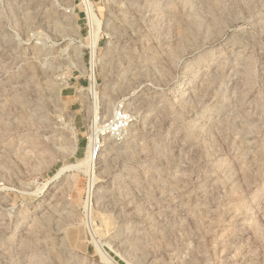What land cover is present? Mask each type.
I'll list each match as a JSON object with an SVG mask.
<instances>
[{
	"label": "rangeland",
	"instance_id": "rangeland-1",
	"mask_svg": "<svg viewBox=\"0 0 264 264\" xmlns=\"http://www.w3.org/2000/svg\"><path fill=\"white\" fill-rule=\"evenodd\" d=\"M120 100L132 122L94 155ZM102 248L264 264V0H0V264Z\"/></svg>",
	"mask_w": 264,
	"mask_h": 264
},
{
	"label": "built area",
	"instance_id": "built-area-1",
	"mask_svg": "<svg viewBox=\"0 0 264 264\" xmlns=\"http://www.w3.org/2000/svg\"><path fill=\"white\" fill-rule=\"evenodd\" d=\"M132 122V117L130 112L124 106L122 100L117 101L110 114L103 119H101L95 130H92V133H95L97 136L103 138V136H109L112 139L119 141L123 138V135L127 128ZM90 134V135H91ZM88 143L90 142V137L87 138ZM102 142L97 143L94 146V153L99 152L102 148Z\"/></svg>",
	"mask_w": 264,
	"mask_h": 264
},
{
	"label": "bare ground",
	"instance_id": "bare-ground-1",
	"mask_svg": "<svg viewBox=\"0 0 264 264\" xmlns=\"http://www.w3.org/2000/svg\"><path fill=\"white\" fill-rule=\"evenodd\" d=\"M87 12L89 14V18L90 19H93V15L91 13V9H90V6L87 5ZM91 67V66H90ZM91 70V69H90ZM89 78H90V87L92 89V92H94V86H95V78H94V74H93V71L91 70L90 74H89ZM94 94V93H92ZM93 109H96V105L93 103ZM100 123V122H99ZM98 126V125H97ZM96 129V128H95ZM94 129V130H95ZM91 136V135H90ZM89 136V137H90ZM91 140V138L89 139ZM101 143L102 142V137L100 136H97L95 133H92V142H91V145H90V150L91 152L94 154V146L95 144L97 143ZM92 153H90L89 155H87L83 161H80L78 162L77 164H74V165H67V166H64L62 167L55 175V177L59 176L60 173L64 170H68V169H71V168H78V166H80V168L87 172L89 175H92L93 173V170H94V162H95V159L97 157H95ZM97 153V152H96ZM92 180V179H91ZM92 183V182H91ZM90 183V184H91ZM93 184V183H92ZM91 187H89L90 189ZM88 200L86 201V209H87V212L89 211V204H88ZM100 255H101V258H102V261H106L107 263L111 264L109 262L110 258L108 257L109 255L104 252L103 248L101 249V252H100Z\"/></svg>",
	"mask_w": 264,
	"mask_h": 264
}]
</instances>
